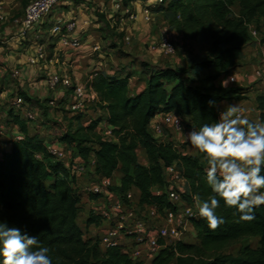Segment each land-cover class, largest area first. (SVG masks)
Listing matches in <instances>:
<instances>
[{
  "label": "trees",
  "instance_id": "1",
  "mask_svg": "<svg viewBox=\"0 0 264 264\" xmlns=\"http://www.w3.org/2000/svg\"><path fill=\"white\" fill-rule=\"evenodd\" d=\"M122 1L124 7H129L141 0ZM152 2L148 7H154V12L162 15L182 40L193 42L206 34L211 41L208 52L191 58L187 68L146 69V88L138 94L130 89L131 75H100L89 88L99 97L95 111L103 115L82 126L79 118L85 111L73 113V118L80 121L78 128L74 131L70 127L59 140L49 143L29 134L30 122L11 104L22 97L39 119V109L31 105L27 94L15 93L9 102V115L20 126L23 139L13 141L10 151L0 147V220L37 235L42 245L50 248L52 264H142L133 261L123 247L102 249L98 237L86 236L79 226L84 202L76 188L78 168L85 167L92 181L112 180L120 173V185L111 187V193L125 197L137 189L140 205H154L163 211L173 207L166 190V168L175 165L187 184L181 196L191 204L193 194L206 197L210 191L204 179L205 160L200 153L196 157L183 154L174 142L156 138L150 129L152 119L158 114L174 113L186 129L198 130L203 124L217 121L221 103L247 100L246 89L218 82L224 75H232L245 48L255 42L250 29L260 30L264 23V0ZM234 7H238V14ZM199 69L209 74L197 81L193 72ZM65 91L74 100V89ZM210 99L217 107H208ZM258 101L264 102V98ZM259 108L263 111L260 121H264V103ZM104 120L114 128L115 140L104 141L96 132ZM58 144L64 145L62 149ZM49 146L65 151L66 157L57 159L49 153ZM139 150L146 154V165L139 161ZM157 190L163 193L157 195ZM91 200L99 201V196L93 195ZM217 212L226 220L221 227L210 229L199 216L193 223L196 242H180L163 249L152 264H264V205L256 209L255 219L250 222L240 221L233 209L223 206V201ZM99 221V216L91 215L86 226ZM252 238L258 239L256 249L247 246L236 256L224 254L225 249Z\"/></svg>",
  "mask_w": 264,
  "mask_h": 264
},
{
  "label": "crops",
  "instance_id": "2",
  "mask_svg": "<svg viewBox=\"0 0 264 264\" xmlns=\"http://www.w3.org/2000/svg\"><path fill=\"white\" fill-rule=\"evenodd\" d=\"M0 1L3 3L2 11L8 20L12 18H20L23 15L25 11V9L21 7L23 2L30 5L36 0ZM84 1H89V3L93 2V0H82L81 2L76 1L73 5H65L59 8L53 13L50 19L45 21L42 25L36 27V29L30 32V34L26 37H21L19 30L11 24L6 25L5 28H0V129L5 128V123L7 126L10 124L13 126L11 134H7L3 139H1L0 147L3 146L5 151H10L11 143L15 141L16 137L22 135L20 126L14 123L13 119L9 115V103L8 106L5 104V101H10L8 99L9 96H13V94L18 91L27 94V96L32 100L31 105L39 109L40 113V117L36 123H27L28 132L30 135H39L46 143H49L53 140H59L70 127H73V130L75 131L78 127V123L73 118L74 114L69 111V105L73 100L72 94L61 89L53 92L46 88L44 80L46 75L50 73L58 76L68 75L71 77L74 84L84 86H89L90 83H92L100 75L108 78L126 76L123 74L122 69H120V67L123 68L126 65H121L122 63H120V61H116L115 53L117 52V49L113 48V45L117 42L116 35H114L115 32L112 31L114 24H116L113 16H106L107 21L104 20V22H101V16L98 15L99 18H97L96 15H92L88 8H86V3ZM97 1L100 2V0H94V2ZM150 2V5H152V0ZM141 3L142 1L136 2V4L142 5ZM12 4H15V9L17 11H13V9H11L12 7H10V5ZM145 6L148 7L149 4H146ZM123 7L124 6H122V8ZM125 8L132 10L130 6L124 7V9ZM104 12L105 10H101L99 13L102 15V18L104 17ZM138 13L141 14L142 20H144L145 23L141 22V25L137 26V33H135V35L136 37H139L144 44H146V49H148L147 51L149 54L147 55L148 61L145 60L141 63V70L139 72H131L128 74L132 76L130 80V89L133 94L141 93L146 88V71L148 69L166 67L187 68L189 65V60L182 63V61L177 59L172 62L177 66L173 64L168 65L167 63L163 66L159 65L160 55H157V53H154L151 50L152 47L157 45L159 39L149 36L153 33L154 28L151 29L150 26L146 25L149 23L144 19L141 9H138ZM156 14L160 15L158 13ZM109 18H111L112 21L109 20ZM60 20L63 21L64 31L70 23H76V27L73 31L68 32L66 30L65 32L70 39H79L82 43L81 48L76 50L74 54L64 53L60 38L55 37L51 33V25ZM164 24L166 23L164 22ZM256 42L259 41L253 42L244 50L243 58L239 62V64H243L244 67L237 68L232 73L237 77V83L234 86L247 90V100L242 102H223L218 106L219 110L223 111L227 108L228 104H237L245 110L244 114L247 118L253 121H256L253 118V109L255 105L258 107L257 113H263V111L259 108L258 99L260 98V94L264 96V85L255 77V72L258 69V61L261 60V58H264L259 56L260 53L258 52V48L253 46ZM189 43L190 41L181 40L179 45L182 46L184 44L187 46ZM41 45H43L46 49V58L41 60L38 65L33 66L29 63V59L35 55L36 46ZM93 54H95V56ZM195 56H197V54ZM136 58H138V56ZM262 63L264 64V59ZM132 65L135 66L134 63ZM16 70L20 71L19 79L13 78V73ZM193 73V78L197 81L209 74L207 70L201 69L194 71ZM137 75L138 79L136 80L135 76ZM223 82V77H221L218 83L224 85ZM226 87H231L228 80ZM50 99L57 100V106L51 107L49 102H47ZM163 122L164 114H158L151 121L150 129L153 134L158 136V139L161 141L174 142L183 154L193 157L199 155V152L185 141L182 133L175 134L163 126L162 133L158 134L156 132V128L162 125ZM62 146L64 145L58 144V147L61 149ZM142 153H144V151ZM117 176H119V178H117ZM120 181L121 174L116 173L112 179L113 186H119ZM131 192L135 195L136 199L140 200L141 194L139 190L132 189ZM83 205L82 213L78 220L79 226L89 232L97 231L100 236L106 228V225L101 221L89 226H86V223L84 226L79 223L81 217L84 215L85 222L91 215L95 216L94 210L100 207V201L85 200ZM84 208H86L85 211H83ZM88 237L90 236L88 235Z\"/></svg>",
  "mask_w": 264,
  "mask_h": 264
},
{
  "label": "built area",
  "instance_id": "3",
  "mask_svg": "<svg viewBox=\"0 0 264 264\" xmlns=\"http://www.w3.org/2000/svg\"><path fill=\"white\" fill-rule=\"evenodd\" d=\"M75 0H36L27 6L20 18H14L11 25L19 30L21 37H26L36 27L42 25L50 16L63 5H70ZM163 0H158L162 3ZM136 4V3H134ZM122 5L118 2L117 9ZM3 3L0 1V24L3 25L6 16L3 11ZM124 8V7H123ZM154 7L145 6L143 9L144 19L150 22L152 10ZM127 13L130 10L126 9ZM133 16V14H132ZM76 23H70L67 31H73ZM253 40L261 41L264 37V23L261 29L257 30L251 27ZM51 33L55 37H59L63 49L66 51L78 50L81 48L79 39H70L63 29V21H57L51 28ZM182 37L173 28L165 24L161 36L156 46L152 47V52L163 55L165 57H174L177 52L178 45ZM164 45L170 47H165ZM46 49L43 45L37 46L35 55L29 59V63L33 66L37 65L41 60L46 58ZM20 71L13 73L14 79H19ZM255 77L264 84V64H262L255 72ZM229 83L235 85L237 83L236 75L232 74L228 77ZM46 86L53 92L61 90L74 89V100L69 105L71 113L78 114L84 112L88 106L97 99V93L89 88V86L76 85L72 82L71 77L58 76L53 73L48 74L45 80ZM98 102V101H97ZM15 111L20 113L30 123L38 121L34 111L26 106L24 99L18 96L12 101ZM51 107L57 106V100L53 99L49 102ZM103 115V113L101 112ZM174 113L164 115V122L156 128L158 134L162 133L163 126L170 127L171 130L181 132L176 127ZM176 116V115H175ZM183 131H186L185 123L180 119ZM114 128L107 122L103 121L97 128V133L104 141H112L114 138ZM5 129H0V138L6 136ZM23 137L19 135L15 140L20 141ZM48 151L57 159H64L67 155L65 151L57 150L55 147L49 146ZM95 161H93V164ZM77 190L82 195V201L91 200L92 196H99L100 207L94 210V214L99 216L101 222L106 225L104 232L98 237L102 249L111 247H123L133 261L142 264H152L153 260L160 252L167 247H174L180 242H188L190 237L196 236L193 223L198 219V210L194 201L188 203L182 198L185 192L186 181L177 166L166 168L167 179V195L169 201L173 205L172 208L160 211L157 206L140 205L138 199L130 191L125 197L111 193L109 189L113 187L112 180L101 179L99 181L90 180L87 175V169L80 167L77 170ZM87 176V177H86ZM163 190L156 192L161 195Z\"/></svg>",
  "mask_w": 264,
  "mask_h": 264
},
{
  "label": "clouds",
  "instance_id": "4",
  "mask_svg": "<svg viewBox=\"0 0 264 264\" xmlns=\"http://www.w3.org/2000/svg\"><path fill=\"white\" fill-rule=\"evenodd\" d=\"M223 83L226 87L227 81ZM207 104L209 108L217 107L214 99ZM244 111L237 104H228L219 111L215 123L187 132L183 131L180 117L174 115L185 141L207 163L204 179L209 194L203 197L196 193L192 199L210 229L226 222L217 212L221 201L246 222L254 220L256 209L264 205V121L250 120ZM0 264H52L50 248L42 245L37 235L0 220Z\"/></svg>",
  "mask_w": 264,
  "mask_h": 264
},
{
  "label": "rangeland",
  "instance_id": "5",
  "mask_svg": "<svg viewBox=\"0 0 264 264\" xmlns=\"http://www.w3.org/2000/svg\"><path fill=\"white\" fill-rule=\"evenodd\" d=\"M17 1H20V0H17ZM81 1L82 0H79V2H81ZM141 1H142V3H141L142 5L133 3L130 6V8L132 9V10H130V13H127V11L124 8H122V7L120 9L116 8V5H117L116 3H118V2L122 6H124L122 0H100V2L99 1L94 2V0H93V2H90V3H89V1H84L86 3L85 4L86 8H88L89 12H91L92 15H94V16L96 15L97 18H99L98 15L101 16L100 17V21L101 22H104V20L107 21L106 20V16H108V17L113 16V19L115 20L116 24H114V28H112V31L115 32L114 35H116V38H117V42H115V45H113V48L117 49V52L115 53L116 61H120V63H122L121 65H126L123 68L120 67V69H122L124 75H128L131 72L132 73L139 72L141 70V63H143L145 60L148 61L147 60V55L149 53L147 51L148 49H146L147 46H146V44L143 43V41L140 40L139 37H136L135 33H137V26L141 25V22H144V20H142L141 14L138 13V9H141V11L143 13V10H144L143 8L145 7L146 4L150 5L151 4V2H150L151 0H141ZM27 5H28V3L23 2V4H21V7L23 9H26ZM114 6H115V8H114ZM150 6H152V5H150ZM10 7H12L11 9H13V11H17L15 9L16 8L15 4L10 5ZM101 10L102 11L105 10V12H104L105 14L103 15L104 16L103 18H102V15L99 14ZM234 12L236 14L239 13L238 7H234ZM152 13L153 14L150 16L152 20L150 22H148L149 24H146V25L150 26L151 29L154 28L153 29V33H151V35H149V36H153L154 38L159 39L158 37L161 36L162 30L164 29L165 24L163 22L162 15H157L154 12V9L152 10ZM132 14H133V16H132ZM143 15H144V13H143ZM13 19L14 18L7 20V18H6L4 24L3 25L0 24V28L1 27L5 28L6 25L11 24ZM109 20H111V18H109ZM52 26L53 25H51V27ZM109 41H111V40H109ZM210 44H211V41H210L209 37L206 34H203V35H201L199 37L198 40L193 41V42L190 41V43L187 44V46H185L184 44L182 46L178 45L177 52H176V55L174 57H165V56L159 54L160 55V57H159V62H160L159 65L163 66L166 63L168 65L169 64L170 65H172V64L176 65L175 63H172L173 60H176V59L179 60V61H182V63L183 62L185 63L186 61L190 60L191 58L196 57L195 56L196 54H197V56L203 57L208 52ZM253 46H256L258 48V52L260 53L259 56L264 57V41L261 40L260 42H256V43L253 44ZM63 52L67 53V54L68 53H70V54H74L75 53L74 50H71V51H68V50L65 51L64 50ZM93 55L95 56V54H93ZM137 56H138V58H136ZM242 58H243V56H242ZM241 59L239 60V62L241 61ZM263 59L261 58V60L258 61L257 67H260L263 64L262 63ZM131 61H133V62H131ZM239 62L237 64L238 65L237 68H243L244 65L243 64H239ZM133 63L135 64V66L132 65ZM135 77H136V80H137L138 79V75L135 76ZM46 78L47 77H45V79ZM223 80L224 81L228 80V74L224 75ZM45 87H47V86L45 85ZM17 93L20 94L21 92L18 91ZM259 97L262 98V99L264 98V96H262V94H260ZM8 99L10 101H12L13 96H9ZM97 99H98L97 101H99V97L98 96H97ZM10 101H8V102L5 101V104L8 106V103ZM97 101L92 103V104H90L88 106L89 108H87L85 110V112H84L86 114H82L81 115L82 117L79 118V120L81 121V125L82 126H87V124H88L87 120L95 121V120H98L100 118V116L102 115L100 110H97L98 112L95 111L96 110L95 108L97 106L96 105ZM261 103H264V102H261ZM261 103H259L258 105H260ZM257 110H258V107H256V105H255L254 109H253V116H254L253 118H254V120H259L260 121L261 120V115H263V114H258ZM80 121H76L78 123V124L77 123L76 124L79 125ZM187 128H188L187 130H191L192 129L191 127H187ZM4 129L6 131L5 132L6 135L7 134H11L13 126H12V124L7 126V124L5 123V128ZM172 132L175 133V134H181L182 133V132H176L174 130ZM154 136L156 138H158V136H156L155 134H154ZM4 149L5 148L2 146L1 150L5 151ZM138 157H139L140 163H143L145 165L148 163L146 154L142 153L141 150H139V152H138ZM205 166L207 167L206 161H205ZM117 178H119V176H117ZM85 209L86 208H84L83 211H85ZM79 223L82 226L85 225V223H86L85 222V215L81 217V220L79 221ZM84 233H86V236L89 235L90 237H99V234L97 233V231L96 232H89V231H86L84 229ZM196 240H197L196 236H194V237L192 236V237H190L188 242L193 243V242H196ZM247 246H249V247H251L253 249H256L258 247V239L252 238V239L240 241L239 243H237V244L225 249L224 254L236 256L237 253L239 252V250L242 247H247Z\"/></svg>",
  "mask_w": 264,
  "mask_h": 264
}]
</instances>
